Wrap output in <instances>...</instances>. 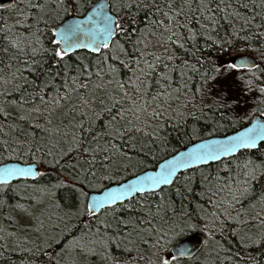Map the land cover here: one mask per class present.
Segmentation results:
<instances>
[{
  "label": "snow or ice",
  "instance_id": "1",
  "mask_svg": "<svg viewBox=\"0 0 264 264\" xmlns=\"http://www.w3.org/2000/svg\"><path fill=\"white\" fill-rule=\"evenodd\" d=\"M257 113L264 0H12L0 8V264H264Z\"/></svg>",
  "mask_w": 264,
  "mask_h": 264
},
{
  "label": "trees",
  "instance_id": "2",
  "mask_svg": "<svg viewBox=\"0 0 264 264\" xmlns=\"http://www.w3.org/2000/svg\"><path fill=\"white\" fill-rule=\"evenodd\" d=\"M94 1H95V0H89V3H90V4H93ZM4 15H5V16H13V17H14V16H15V13H4ZM80 54L83 55L84 53L82 52V53H80ZM249 54H251V53H249ZM237 55H239V53L236 52V51H229V52H225V53L219 54V62H220L222 65H223V64H226L227 62L231 61V59H232L233 57H235V56H237ZM74 58H75V57H74ZM222 70H224V69L222 68ZM235 75H236V73H233V76H235ZM238 88H239V85H238V87H237V90H238ZM251 103H252V102H251V100H250V101H249V110H250V108H251ZM257 114H258V113H257ZM257 114H256V115H257ZM240 115L243 117V115H244V111H243V110H241ZM251 118H252V117L242 118V119H240V121H239L238 123L235 122V121H233V122L230 123V124L226 123L224 127H218V128L215 129L214 136H224V135L230 134V133H232V132H235V131H237V130L243 128L244 126H246V125L250 122ZM201 126H202L201 130H202V134H203V136L206 137V138L209 137V133L213 132V127H212V125H211V124L204 125L203 121H201ZM174 135H175V134H173V136H174ZM193 142H196V141L193 140ZM172 143H173V144L176 143L174 139H173V142H172ZM179 147H181V149H183L185 146H184L183 144H180ZM257 155H259V153H257ZM152 163H153V162L150 161L149 164L146 165V167H150ZM213 167H214V165H213ZM47 179H48V180H51V181H54V180H55V172H53V173L51 174V176L48 177ZM260 183H264V180H259V181H258V184H260ZM57 199H58L59 201L63 202V203H70V202H71V200H70V194H69L67 191H65V190H60V191L58 192ZM189 234H192V233H189ZM189 234H188V235H189ZM202 255H203V249H202V251L197 255V257H202ZM186 264H194V262H193V261H188V262H186Z\"/></svg>",
  "mask_w": 264,
  "mask_h": 264
},
{
  "label": "water",
  "instance_id": "3",
  "mask_svg": "<svg viewBox=\"0 0 264 264\" xmlns=\"http://www.w3.org/2000/svg\"><path fill=\"white\" fill-rule=\"evenodd\" d=\"M11 2H12V0H0V8H2L4 5L9 4ZM96 3H97V0L94 1L93 5L96 4ZM255 119H259L261 121V123H264V116H260L259 114H257L255 116ZM252 123H253V118H251L250 122L246 126H244L243 128H241V129H239V130H237L235 132H232L230 134L224 135V136H215V138H223V137H226V136L234 135V134H236V132L242 131L246 127H250ZM199 235H200L199 233H192V234H189L187 238L195 240ZM199 253H197V255Z\"/></svg>",
  "mask_w": 264,
  "mask_h": 264
},
{
  "label": "rangeland",
  "instance_id": "4",
  "mask_svg": "<svg viewBox=\"0 0 264 264\" xmlns=\"http://www.w3.org/2000/svg\"><path fill=\"white\" fill-rule=\"evenodd\" d=\"M236 57V56H235ZM235 57H233L231 60H233Z\"/></svg>",
  "mask_w": 264,
  "mask_h": 264
}]
</instances>
